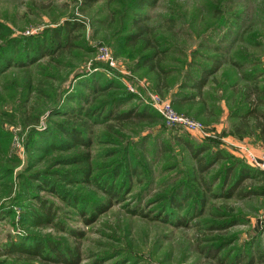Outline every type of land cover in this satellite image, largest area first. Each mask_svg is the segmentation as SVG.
Wrapping results in <instances>:
<instances>
[{
    "label": "rangeland",
    "instance_id": "obj_1",
    "mask_svg": "<svg viewBox=\"0 0 264 264\" xmlns=\"http://www.w3.org/2000/svg\"><path fill=\"white\" fill-rule=\"evenodd\" d=\"M139 1L0 0V53L11 59L0 73V251L40 237L77 249V264H264V172L222 194L237 179L228 166L264 171L248 161L249 152L264 153V142L242 117L253 103L264 119V0ZM66 21L78 26L56 38L68 41L58 48L53 34ZM139 25L148 46L126 44ZM25 38L48 53L19 64L14 44ZM151 51L153 64H145ZM214 58L225 62L197 94L191 82ZM152 97L200 123L199 132L162 118ZM111 98L115 110L103 121ZM89 107H100V122L80 112ZM129 109V120L113 118ZM71 126L88 144L51 147L53 138L73 142L63 130ZM186 142L204 144L205 160L228 158L202 172ZM86 152L89 161H73ZM120 170L114 182H125L112 196L97 182ZM38 204L50 208L51 224L21 219ZM0 260L67 264L41 254Z\"/></svg>",
    "mask_w": 264,
    "mask_h": 264
},
{
    "label": "trees",
    "instance_id": "obj_2",
    "mask_svg": "<svg viewBox=\"0 0 264 264\" xmlns=\"http://www.w3.org/2000/svg\"><path fill=\"white\" fill-rule=\"evenodd\" d=\"M137 1V0H136ZM147 2V1H146ZM144 0H140L139 2H137L138 6H142L144 3H146ZM143 7V6H142ZM80 25V24H79ZM77 24L75 23H71L66 21V25L57 28L56 32L53 34V40L56 41V45L58 46V48H63L66 46L68 41H64V39L62 41L60 40H56V38H60L62 35L65 36L66 38V34L67 32L72 29L74 30L75 28H77ZM137 31L136 32H131V34L127 35L125 37V42L127 44L128 43H134L139 41H144L145 46H148V43H150L149 39L144 38V34H146V31L143 27H141L140 25L136 27ZM67 30V32L65 33V31ZM65 33V34H64ZM26 40H22V39H17L14 44V46H18L21 45L20 50L18 51L19 53L17 54L16 52L13 55H18L16 56L17 58L20 59L19 64H23V62L30 61L31 63H34V61H36L38 58L36 57V55H41L44 56L48 53V51L45 49V44L40 45V43H35L33 44L32 40H30L29 38H25ZM127 39V40H126ZM22 43V44H20ZM223 47H221L218 43L216 45H214V50L219 52L220 55L222 54L220 52V50L223 51ZM29 50V51H28ZM225 50V49H224ZM214 51V53H215ZM10 51L7 52V54ZM216 53V54H219ZM4 51H1L0 53V73H2V71H4L5 69H7V67H10V63H11V59H9V56L7 55ZM22 55L24 57H27L26 59L22 60ZM40 56V57H41ZM154 57L155 54L154 52L151 51V53H148V55L145 56L144 58V62L145 64H153L154 61ZM18 61V60H17ZM225 62V60H221L218 58H214V60L211 62V65L209 66V64H207L206 66L201 67V74L198 76V78H195L192 80L191 85L195 90L196 93H201L204 85L207 83L208 79L210 76H212L216 71L219 70L220 66ZM99 89V88H98ZM100 89H102V87H100ZM256 90V89H255ZM260 94L257 95V97H259ZM186 96V100H191L193 95H185ZM115 99L113 100V98L110 99L109 103H112V105L110 106L108 103H106L105 105H109L108 107V111L102 115L101 119H103V121L110 119V115L112 114V112L115 110V106L114 105ZM253 105V103H249L248 109L246 110L245 113L242 114V117L244 118L245 121H248L250 119H252L255 128L258 130L259 136L261 141L264 142V119L259 117V111H258V107L256 106H251ZM100 107L94 108V107H89L86 108L85 110H80V112H82L83 114L86 113L87 116H89L90 118H92L95 122H100L99 117H94V115L96 114L97 116H100L99 111ZM133 110L129 109V110H124V111H117V114H115V116L113 117L115 120L117 121H121V122H125L127 120H129L131 118V114H132ZM133 115H135L136 117L141 118L142 116V112H134ZM109 117V118H108ZM144 118H147V116L144 113ZM64 133L67 135L68 138H71L73 140L72 143L68 144L66 142H62L59 141L57 142L56 139H52L50 142V146H58V147H63V148H69V147H74V145H78V144H82L85 145L86 143L88 144V139L83 138L81 136L80 131L78 130V128H76L75 126H71L69 128H64ZM236 131V130H235ZM238 133V128L237 131ZM187 146L189 148V150L192 152L193 157L196 159L197 161V167H199L200 171H206L208 170V165L211 161H216V158H228L227 155L222 154L221 152H216L210 155V157L205 160L204 157L202 156V153H204L206 151V146L202 143H200V145H197L195 147H193L190 143L186 142ZM201 154V155H200ZM89 161L90 160V155L87 154V152L85 154H82L78 157H74L73 161L75 162H82V161ZM239 169L236 170V168H238L237 165L234 166H228L227 169L229 170V176L230 178L232 177V175L235 173L237 175V179L234 182V184L232 186H230V189H226V192H222V194H224L225 196H231L233 194V192H235V186L238 184L237 182L241 179H244L245 177H250V176H257V174H260L262 172H264L263 170H259L258 168L254 167V166H250L247 165L243 162L239 163V161L237 162ZM236 170V172H235ZM86 172V171H85ZM121 173V170L114 173L113 178L110 180L111 176H106L103 181H98V185L101 187L103 186L105 188V190L112 196H120L121 194V188L123 187V184L125 182V177L122 176L119 179V182H114L116 181V179L119 178V174ZM88 171L86 173H84V178L86 179V176L88 175ZM109 181H108V180ZM108 181V183H107ZM235 189V190H234ZM174 203L172 206L178 207L180 208V201L177 200V198H174L172 200ZM70 203H75L74 198L69 199ZM51 206V205H50ZM108 207V206H107ZM35 208H29L26 209L25 212L22 214L21 219L22 220H26L29 222L30 225L38 227L39 225H47V224H51L53 220V214L51 213V210L49 207H45V204L41 205L38 204V212H34ZM106 209V206L103 207V209H101L100 212H103ZM202 210V208H201ZM200 210V212H201ZM4 212V211H3ZM1 214V213H0ZM88 222V219H85ZM183 223V222H182ZM29 244V245H28ZM44 248H49L50 252L52 250L53 253H55V255L53 257L49 256V255H44ZM71 253V256L69 255V253ZM14 254H29L32 256H37L39 257L40 254L42 255L43 259H47L51 262H64L67 264H77L79 261V254H77V249H69L67 247H64V249L57 243L54 241H51L50 239H42V238H36L33 242L28 243L27 241H23V242H12L11 244L7 245L6 247H4L1 251H0V255H4V256H9V255H14ZM68 256V257H67ZM0 264H5L4 262H2L0 260ZM245 264H249V261L246 262Z\"/></svg>",
    "mask_w": 264,
    "mask_h": 264
},
{
    "label": "built area",
    "instance_id": "obj_3",
    "mask_svg": "<svg viewBox=\"0 0 264 264\" xmlns=\"http://www.w3.org/2000/svg\"><path fill=\"white\" fill-rule=\"evenodd\" d=\"M102 54L105 55L107 59H109L111 65L114 63L112 57L108 56L105 50H102ZM150 102L161 114L162 118L169 121L176 120L177 122L182 123L188 130L191 131L199 132V130L201 129L200 123L186 117L181 118L180 116L175 115L170 103L160 101L158 97H152ZM248 157V161H250V163L264 169V153H262L260 156H256L253 152H249Z\"/></svg>",
    "mask_w": 264,
    "mask_h": 264
}]
</instances>
